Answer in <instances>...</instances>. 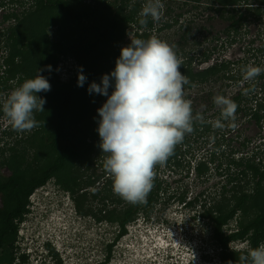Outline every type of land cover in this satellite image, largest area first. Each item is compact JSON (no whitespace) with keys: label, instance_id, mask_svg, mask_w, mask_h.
<instances>
[{"label":"trees","instance_id":"1","mask_svg":"<svg viewBox=\"0 0 264 264\" xmlns=\"http://www.w3.org/2000/svg\"><path fill=\"white\" fill-rule=\"evenodd\" d=\"M168 1L172 2H165L167 4L163 10V18L154 22L149 17L147 25L143 26L139 23L141 19L139 13L146 0H0V9L7 11L1 16L0 26L13 21L7 29L0 31V50L6 53L2 55L1 64L3 72L0 76V113H2L1 97L19 87L26 79L35 78L39 68L46 69V66L51 65V71L45 70L41 74L46 78L55 76L58 79L54 89L38 93L46 99L44 111L36 112L35 115L44 135L41 136L38 144L31 143L36 148L31 153L30 160L23 157L15 161L13 156L1 163L12 173L9 176L0 174V264H13L19 223L29 213L27 206L33 193L46 186L52 178L60 179L61 172L71 162L84 158L82 145L91 148L100 143L96 131L99 120L97 109L102 107L107 97L96 93L90 95L89 85L93 81L100 83L104 74L115 69L121 49L131 43L126 41L131 34L133 40L137 38L146 40L153 33L158 36L157 32L176 27L186 11L194 8L199 10L201 9L199 6L204 4L203 0ZM191 3L194 5L187 8ZM204 12L209 13L203 20L204 23L195 24V17L187 22L188 26L181 35L180 42L177 43L180 47L178 50L175 48L178 57L182 56L183 64L180 70L191 82L185 86L192 88V84L203 85L222 79L240 82L243 80L241 73L237 72L236 76L230 74L229 65L235 64L234 62L227 60L214 62L212 55L216 46L211 45L219 42L221 38L217 34L212 35L211 38L206 36L211 32L207 29L206 22L211 24L215 19L227 22L228 25L223 33L227 35L226 45L232 46L237 42V38L242 36V29L250 22V17L255 22L264 20V0H209L198 15ZM167 17L169 18L166 19ZM196 19L198 20L199 16H196ZM60 26H73L74 29L66 35L62 34V40L56 43L50 40L47 29ZM194 31L196 34L202 33V42L209 47L201 50V63L211 62L208 66L199 69L191 67L193 58H189V50L186 47L191 41L199 46L200 42L197 41L196 34H192ZM158 38L161 39L159 36ZM166 42L173 45L169 41ZM249 45L251 46V43ZM50 49L55 51L53 60H50V56L46 54ZM59 53L70 55L64 60L66 59L68 63L69 59L71 65L76 68L75 75L66 81L60 80L56 74ZM81 66L87 77L83 87H79L77 83ZM245 84L246 89L251 91L245 94L246 89H241L232 98L238 105L235 119L243 114L247 117V121H253L261 129L264 124V97L261 96V99L258 97L260 93L254 86L260 85L259 90L264 92V73L252 83L245 82ZM113 90L114 81L113 87L109 88V95ZM196 94V96L190 94L185 98L198 101L209 99L211 96L210 93L200 97L198 93ZM214 105L212 101L210 107ZM192 108L195 116L197 112L193 106ZM72 112L76 113V119ZM215 115L217 119L220 118V111ZM222 122L228 128L230 126L226 132H230L235 125V120ZM193 127L194 131L185 135L183 142L175 147L167 161L163 165L155 166L154 186L147 196L146 203L126 202V208L121 211L117 212V208L108 212L104 210L106 219L115 215L120 217V231L115 241L126 235V226L134 216L140 212H148L160 202L166 207L175 197L169 180L159 172L162 166H171L173 163L172 167L186 169L184 177H189L192 168L197 180L209 178L214 172L225 177L226 182L222 185L220 195L212 198L214 205L203 210V216L213 221L214 239L223 250H227L230 243L240 240H247L250 243V250L264 242V161L260 160V153L252 152L251 155H244L243 153L249 148V140L244 139L240 142L242 149L234 148L232 146L234 139L226 137L221 129L212 128L207 117H204L203 124L194 121ZM213 131L217 137L213 139L212 149L209 150L206 158L197 160L196 156L191 155L193 145L209 144ZM21 142L17 140L16 144ZM13 150L14 148H10L9 151ZM23 152L26 153V149ZM2 153H5L4 149ZM241 153L242 155L239 156ZM98 154L103 156L99 164L103 173L110 176L104 168L108 154L103 153L101 148ZM40 160L42 163L39 162ZM84 163L88 170H92L85 185L90 187L97 182L96 178L101 176H97L95 172L97 167L91 156H85ZM75 180L73 179L72 183H77ZM113 182V178L108 177L104 186L109 189L108 187L113 186ZM100 193L102 192L93 195V198L97 199ZM179 195L180 201L185 206L193 204L191 200L186 201L184 193ZM100 197L101 200L105 199L103 196ZM109 201L119 202L115 197ZM250 207H259L261 212L247 222L241 221L237 231L225 233L224 226L239 212L247 211ZM112 245L109 246V250ZM241 255L247 253L225 252L222 261L225 264L229 262L238 264ZM107 259H110V252Z\"/></svg>","mask_w":264,"mask_h":264},{"label":"rangeland","instance_id":"2","mask_svg":"<svg viewBox=\"0 0 264 264\" xmlns=\"http://www.w3.org/2000/svg\"><path fill=\"white\" fill-rule=\"evenodd\" d=\"M165 2L172 1L162 0L164 10L167 4ZM208 2L209 0H203L204 4L199 6L201 8L199 10L194 8L191 11H186L176 27L172 30L157 32V35L163 41L166 40L173 45L175 44L174 48L178 50L180 46L177 43L180 42V37L188 26L187 22L195 17V24L196 22L198 24L204 23L203 20L209 13L204 12L201 15L198 13L202 12ZM192 5L194 3L189 4L187 8ZM18 10L20 9L18 8ZM3 12L7 11L0 9V20ZM196 16H199L198 20ZM249 20L250 22L242 29V36L238 37L237 42L232 46L226 45L227 35L223 33L228 25L227 22L218 19H215L211 24L206 22L207 29L211 31L206 36L211 38L212 35L217 34L221 38L219 42L211 45L212 47L216 46L212 55L214 62L226 60L234 62L235 64L229 65V68L230 74L233 73L235 76L237 72L238 74L241 73V66L249 63L264 68V20L255 22L252 17ZM12 22L1 25L0 31L7 29ZM72 29H74L73 26L50 27L47 29V34L50 40L59 43L62 40V34L66 35ZM192 34H196V31ZM152 36H155V33ZM196 37L197 41L200 42L199 46L195 45L193 41L186 46L189 50V58H193L191 65L193 69L206 67L209 65L208 63L211 64V62L201 63V50L208 45L203 44L202 33L196 34ZM131 39H133L132 34L126 41L131 42ZM46 54L50 56V60H53L55 51L50 49ZM2 55H6V53L0 50V76L3 72L1 68ZM57 57L56 74L58 77L61 76L59 79L62 80L66 78L65 69L68 70V63H64L63 59L70 57V55L59 53ZM69 71L72 72V68ZM48 79L51 88L54 89L58 79L55 76L48 77ZM245 82L250 84L253 81L234 82L222 79L204 84L200 83L203 85L195 84V87L192 88L184 86L185 97L190 96V94L196 96V93L199 97L211 94L209 99L191 101L195 111L207 117L208 123L214 128L211 122L217 119L214 114H217L220 109L216 105L210 107L213 97L224 95L232 99L239 90L246 89ZM259 86L254 87L260 93L258 97L261 99V96L264 97V92L259 90ZM12 91H8L1 97L2 105ZM72 113L76 119V113ZM246 118L240 114L236 117L235 125L230 132H226L230 128L226 125L221 130L225 132L226 137L234 139L232 142L234 148L242 149L239 145L240 142L248 139L249 148L243 154L251 155L252 152H259L260 160L264 161V124L263 128L260 129L253 121L249 122ZM40 128L36 127L31 132H18L13 129L11 121L3 111L0 113V174L11 175V170L2 166L1 163L13 156L15 161L23 157L30 160L31 153L36 148L31 143L38 144L41 136L44 135ZM35 132H37L36 135H34ZM214 137H217L215 132L211 133L210 142L207 145H203V143L194 144L191 155L196 156L197 160L206 158L207 153L212 149ZM17 140L22 142L16 144ZM29 140L30 142H28ZM10 148H14V150L9 151ZM2 149L5 153H2ZM24 149H26V153L23 152ZM99 149V144H95L91 148L85 145L81 146L82 156L93 158L94 165L97 167L95 172L97 176H101L96 178L98 180L94 185L85 186L92 170L86 168L84 158L81 157V159L66 166L59 176L60 179L52 178L46 186L37 189L31 196L30 202H34L31 207L32 213L25 216L24 221L26 220V222L19 227L20 237H18V243L15 245L13 264H225L222 261V255L225 252H249L250 243L247 240L232 242L227 250H223L214 239L213 221L203 216L204 208L209 209L214 205L212 198L220 195L222 185L226 182L225 177L214 172L209 178L197 180L193 175V168L189 177H184L186 169L172 167L173 163L171 166H162L159 172L169 180L171 191L175 197L166 207L160 202L148 212H140L134 216V219L126 227V235L114 242L120 231V217L115 215L106 219L104 217L107 216L105 211L108 212L115 208H117V212L121 211V209L126 208L127 201L113 191V186L108 187L109 189L104 186L106 179L112 176L103 173L99 165L103 159V156L98 154ZM241 155L242 153L239 154V156ZM189 157L191 156L189 155ZM39 162L42 163L41 160ZM73 179H76L77 183H72ZM99 191L102 193L97 199H94L93 195ZM178 193H184L187 198L186 201L191 200L190 202L193 204L185 206L180 201L181 197ZM100 196L105 199L101 200ZM114 197L118 198L119 202L110 203L109 200ZM260 212L259 207H250L247 211L239 212L234 219L224 226L225 233L237 231L241 221L247 222ZM112 243L110 259L105 261L109 254V246ZM26 249L33 250L29 257L24 255ZM21 254L27 258L26 262L21 259ZM171 255H174L176 260Z\"/></svg>","mask_w":264,"mask_h":264},{"label":"clouds","instance_id":"3","mask_svg":"<svg viewBox=\"0 0 264 264\" xmlns=\"http://www.w3.org/2000/svg\"><path fill=\"white\" fill-rule=\"evenodd\" d=\"M163 10L162 0H146L139 13V23L146 26L149 17L154 22L159 21ZM63 62L67 63L64 59ZM182 64L174 46L156 36L146 40L131 39V43L121 49L115 69L104 74L100 83L93 81L88 87L90 95L96 93L107 97L102 107L97 109L99 147L108 154L104 168L113 178V191L129 203L147 202L154 186L155 166L163 165L175 147L183 142L185 135L194 131V121L204 123L203 115L197 112L194 116L192 101L185 98L184 86L191 82L181 72ZM70 65L68 59L67 67ZM51 68V65L46 69L39 68L35 78L26 79L3 102L2 111L14 130L31 132L39 127L35 113L44 111L46 99L38 93L51 90L49 79L41 73L51 71ZM240 71L244 81H254L264 73V68L249 63L241 66ZM75 73L76 68L73 67L70 78ZM86 81L81 66L78 86L83 87ZM113 81L114 90L109 95ZM249 91L251 89H246L245 94ZM213 103L220 109V118L211 122L212 126L223 129L222 121L235 120L238 105L224 95L214 96ZM30 201L31 197L27 209L32 213L34 202ZM25 222L23 219L19 227ZM32 253V249H26L24 255L29 257ZM238 264H264V242L247 255H241Z\"/></svg>","mask_w":264,"mask_h":264},{"label":"built area","instance_id":"4","mask_svg":"<svg viewBox=\"0 0 264 264\" xmlns=\"http://www.w3.org/2000/svg\"><path fill=\"white\" fill-rule=\"evenodd\" d=\"M70 68H73V66H72V65H70V66H69V68H68V70H67V69H65V76H66V78H65V79H62V81H63V80H64V81H66L67 79H69V78L71 77V75H72V72H71V71H69V69H70ZM68 71H69L70 73H69ZM68 76H69V77H68ZM59 77L61 78V76H59ZM60 80H61V79H60Z\"/></svg>","mask_w":264,"mask_h":264},{"label":"flooded vegetation","instance_id":"5","mask_svg":"<svg viewBox=\"0 0 264 264\" xmlns=\"http://www.w3.org/2000/svg\"><path fill=\"white\" fill-rule=\"evenodd\" d=\"M109 252H111V251L109 250ZM106 261H108V259H106Z\"/></svg>","mask_w":264,"mask_h":264}]
</instances>
